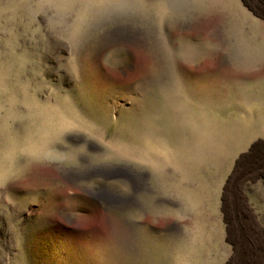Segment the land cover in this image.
Returning a JSON list of instances; mask_svg holds the SVG:
<instances>
[{
  "label": "rangeland",
  "instance_id": "rangeland-1",
  "mask_svg": "<svg viewBox=\"0 0 264 264\" xmlns=\"http://www.w3.org/2000/svg\"><path fill=\"white\" fill-rule=\"evenodd\" d=\"M240 246L264 264V0H0V264Z\"/></svg>",
  "mask_w": 264,
  "mask_h": 264
},
{
  "label": "bare ground",
  "instance_id": "bare-ground-1",
  "mask_svg": "<svg viewBox=\"0 0 264 264\" xmlns=\"http://www.w3.org/2000/svg\"><path fill=\"white\" fill-rule=\"evenodd\" d=\"M243 248V252L247 251L248 255H244L242 263L241 264H255V260L253 258V251H251L248 246H240ZM241 254V252H239Z\"/></svg>",
  "mask_w": 264,
  "mask_h": 264
}]
</instances>
